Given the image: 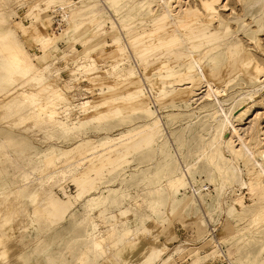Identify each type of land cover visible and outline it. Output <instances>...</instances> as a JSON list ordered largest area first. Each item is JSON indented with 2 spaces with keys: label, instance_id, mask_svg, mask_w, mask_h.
<instances>
[{
  "label": "rangeland",
  "instance_id": "obj_1",
  "mask_svg": "<svg viewBox=\"0 0 264 264\" xmlns=\"http://www.w3.org/2000/svg\"><path fill=\"white\" fill-rule=\"evenodd\" d=\"M73 1L0 0V34L15 33L41 76L10 81L0 57V114L12 106L0 116V234L22 264H80L84 251L81 264H264L260 2L219 0L217 38L189 51L149 42L159 17L171 24L194 0ZM201 72L220 96L206 97Z\"/></svg>",
  "mask_w": 264,
  "mask_h": 264
},
{
  "label": "bare ground",
  "instance_id": "obj_2",
  "mask_svg": "<svg viewBox=\"0 0 264 264\" xmlns=\"http://www.w3.org/2000/svg\"><path fill=\"white\" fill-rule=\"evenodd\" d=\"M162 2L164 0H161ZM219 0H210L209 2L207 0H194V2H197V5H195V7L193 9H191V7H189L186 11L182 10V6H180V4H178L177 9L178 12L174 15L175 16V20L173 19L172 23L169 24V15L168 14H164L161 18L159 17V19L156 21L157 23H153L152 27V34L154 35L151 39V41L149 42L150 48L154 49L157 48L158 46H160V44H165V45H172V46H180L182 45L184 48L188 49L189 51L194 49V48H198L201 47L200 45L204 44L203 42L207 41V39H211L209 37V33H210V26H209V22L212 20L217 19V15H215V8H214V4L217 3ZM236 1V0H235ZM239 3L244 2L245 0H237ZM251 1V0H249ZM261 4L260 6V14L264 13V0H258ZM81 1L80 0H75V2L73 1V5H78ZM183 2V1H181ZM66 4V3H65ZM194 4V3H193ZM224 4V3H223ZM162 8H165V6L162 5ZM227 5H223V9H226ZM241 8V7H240ZM61 10L63 11V14L61 13ZM61 10L59 8H56L55 11L53 13H55L56 15L54 16V20H53V24H57V31H59L60 29L62 30L64 28V23L61 22V17L63 16V18H65V16L68 15V13L66 12V10L61 7ZM228 10V9H227ZM201 11V13H200ZM226 11V10H225ZM231 11V10H229ZM172 13L174 11H171ZM62 14V16L60 15ZM230 16V15H228ZM1 20V17H0ZM181 27H184V31L182 30ZM235 27V26H233ZM184 32V34H182ZM220 33V32H219ZM159 34V35H158ZM159 36H166L168 38V41L164 42V43H160V39L161 38H157ZM222 35V33H221ZM220 35V36H221ZM215 36V35H214ZM219 36V35H218ZM235 36V35H234ZM238 36V35H237ZM217 36L213 37L211 40L216 39ZM221 38V37H220ZM51 38L50 37H43L41 38L42 40V44H47L49 43V40ZM218 41V39H217ZM140 42V41H139ZM210 43V42H209ZM212 43V42H211ZM147 43L142 44L140 47L142 50H147L149 47V45L147 46ZM208 45V43H207ZM219 45V44H218ZM170 49V48H169ZM171 51V50H169ZM205 51V50H204ZM119 54H123L124 53V49H120ZM171 54V53H170ZM125 55V53H124ZM145 56L147 55V53L144 54ZM191 55V54H190ZM144 56V57H145ZM193 56V55H192ZM0 57L4 58L7 62L2 63L3 69L5 70V72L9 75V79L10 81L13 82H18L20 81V77L22 78H26L27 81V76L29 74L31 76L30 80H33V78H38L41 77L38 74V70L31 62L30 57L27 55V53L25 52L23 45L21 44V42L18 41L17 37L15 36V33L13 32H9L6 34H0ZM167 57V55H166ZM125 60L126 57H123ZM168 58V57H167ZM121 60V61H123ZM193 61L195 65H199L198 61L195 59V57L193 56ZM120 62V61H119ZM200 62V61H199ZM122 65V62L111 67V71L112 73H115V70L120 67ZM228 65V62H227ZM143 66V65H142ZM90 66L87 63L81 62L78 65L77 69H82L83 71L88 70ZM199 68V67H198ZM107 71V70H106ZM202 71V69H201ZM238 71V70H237ZM197 72V71H196ZM5 73V74H6ZM194 73V72H193ZM197 74V73H196ZM108 75V74H107ZM124 76V75H123ZM201 76L202 78L205 80L206 82V87L207 88V96L206 97H215L217 95H221L220 91L214 86L213 83L210 82L209 80V75L206 72H201ZM19 78V80H18ZM124 78V77H122ZM261 78V77H260ZM132 80V79H131ZM261 80V79H260ZM191 84V83H190ZM178 86V85H177ZM205 86V85H204ZM203 86V87H204ZM228 86V85H227ZM66 87V86H65ZM63 88V87H62ZM204 88V89H205ZM13 89V88H12ZM26 89V88H25ZM55 89V88H54ZM65 89V88H64ZM178 89V88H177ZM40 90V89H38ZM9 91L4 92L3 88H0V95H5V94H9ZM260 91V90H259ZM143 92V91H142ZM205 92V91H204ZM27 93V92H26ZM52 97H54L57 100H62L64 99L63 96H61L60 94H58L57 91L52 90ZM223 93V92H222ZM24 92L21 93V95H23ZM178 94V93H177ZM250 94V93H249ZM219 95V96H220ZM204 96V95H203ZM4 97V96H3ZM6 97V96H5ZM4 97V98H5ZM18 97V96H17ZM7 98V97H6ZM218 98V97H217ZM212 100V99H211ZM253 100V99H252ZM253 102V101H251ZM87 103V102H85ZM218 103V102H217ZM250 103V101H249ZM247 107V106H246ZM12 108V106L10 105H6L2 108V114L1 115H6L7 112ZM221 108V107H220ZM42 109V108H41ZM236 110V109H235ZM65 111V110H64ZM224 113V112H223ZM57 113L55 112V110H48L46 111V117L48 119L51 120V122L56 125V126H62L63 123L60 120H55V115ZM228 115V114H227ZM225 116V114H224ZM11 118V117H10ZM226 118V116H225ZM228 118V117H227ZM226 118V119H227ZM9 119V118H8ZM92 122V121H91ZM39 124V123H38ZM212 125V124H211ZM212 127V126H211ZM225 127L228 130L233 129L231 132L232 134H236L238 132H236V130L234 129L232 123L230 122V120L227 119V121L225 122ZM74 128V127H73ZM223 128V127H222ZM248 130V129H247ZM229 135V134H228ZM226 134V136H228ZM224 136V135H223ZM235 136V135H234ZM250 137V136H249ZM248 137V138H249ZM233 138V137H232ZM236 138V137H235ZM238 138V135H237ZM241 138V137H240ZM240 138H238V141L240 140ZM247 138V139H248ZM227 139V138H226ZM226 139L224 138L223 142L220 143V148H216V154H218L219 158L223 159V154L225 153V147L228 145V142L226 143ZM243 138H241V141L237 144L244 145L245 143H243L242 141ZM237 140V139H236ZM249 140V139H248ZM251 140V139H250ZM5 142V141H3ZM2 142V143H3ZM249 142V141H247ZM262 142V141H261ZM7 143V142H6ZM218 143V142H217ZM232 143V141H231ZM236 145V144H234ZM4 146V145H3ZM238 146V145H237ZM246 147V144H245ZM1 148V146H0ZM241 148V147H240ZM249 149V148H248ZM157 150V149H156ZM239 151V149H237ZM252 151V148H251ZM236 152V151H234ZM244 153L247 156H250V154H248L246 152V150H244ZM253 153V151H252ZM251 153V154H252ZM158 154V153H157ZM254 155V154H253ZM256 155V154H255ZM228 156V155H227ZM230 156V155H229ZM231 157V156H230ZM253 157V156H252ZM251 157V158H252ZM233 159V158H232ZM245 159V158H244ZM255 159V158H254ZM253 159V160H254ZM202 162V161H201ZM233 163V162H232ZM235 164V162H234ZM255 164V163H254ZM179 166V164H178ZM236 166V164H235ZM261 167V166H260ZM238 168V167H237ZM255 170V169H254ZM239 171V169H238ZM234 172V171H233ZM264 172V170H263ZM263 172H260L263 175ZM184 175L180 174L179 177L176 178L175 183L176 186H180L184 183ZM239 183L241 186L244 185L241 173L239 174L238 177ZM240 186V187H241ZM264 188V187H263ZM237 190V189H236ZM108 195V194H107ZM40 196V194L38 195V197ZM138 204V203H137ZM18 205V204H17ZM139 205V204H138ZM43 208V207H42ZM41 208V209H42ZM40 209V211H41ZM38 213V211H36ZM223 215V214H222ZM25 223V222H24ZM0 225H2L0 223ZM111 232V231H109ZM108 234V232H106ZM106 233H104L105 235H107ZM114 232H112L111 234H113ZM129 233V232H127ZM127 233H125L124 235H126ZM101 233L98 232V237L102 238L101 240H97V235L95 236V238L93 239V246L95 248H99L100 246L102 247L101 243L103 242V238L102 235H100ZM111 234H108L111 236ZM211 234V233H210ZM109 236V239H111V237ZM107 237V236H106ZM113 239V238H112ZM134 239V238H133ZM102 241V242H101ZM107 241H108V237H107ZM112 241V240H111ZM114 242V241H113ZM108 243V242H107ZM103 244V243H102ZM112 244V243H111ZM110 244V245H111ZM183 244V243H182ZM115 245V244H113ZM112 245V246H113ZM87 247V246H86ZM85 247V249H86ZM163 248V247H162ZM13 250L15 252H13ZM17 250V246L16 243L13 241H9L7 239H5L1 234H0V261L4 262V264H22V258L21 256L16 252ZM167 250V249H166ZM259 252V251H258ZM85 254V251L83 254H79L80 256V261L79 263L81 264V260L85 257H82ZM165 254V252H160V256L162 257ZM49 258V257H48ZM79 258V257H78ZM114 258V257H113ZM53 260V258H52ZM83 261V260H82ZM85 261V260H84ZM83 261V262H84ZM82 262V264H83ZM76 264V263H75Z\"/></svg>",
  "mask_w": 264,
  "mask_h": 264
}]
</instances>
